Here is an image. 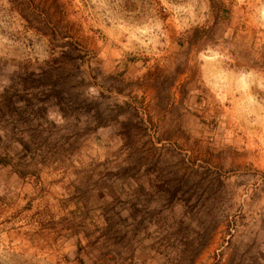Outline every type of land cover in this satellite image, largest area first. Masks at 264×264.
<instances>
[{
    "label": "rangeland",
    "instance_id": "374dc122",
    "mask_svg": "<svg viewBox=\"0 0 264 264\" xmlns=\"http://www.w3.org/2000/svg\"><path fill=\"white\" fill-rule=\"evenodd\" d=\"M0 264H264V0H0Z\"/></svg>",
    "mask_w": 264,
    "mask_h": 264
}]
</instances>
